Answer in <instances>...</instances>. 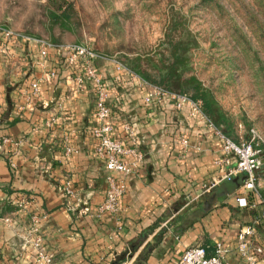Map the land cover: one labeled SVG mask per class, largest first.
<instances>
[{"label": "crops", "instance_id": "obj_1", "mask_svg": "<svg viewBox=\"0 0 264 264\" xmlns=\"http://www.w3.org/2000/svg\"><path fill=\"white\" fill-rule=\"evenodd\" d=\"M27 65L23 57L16 66L0 63V137L20 141L17 147L9 145L20 151L14 157L17 170L8 162L12 152H0V217L15 213L14 201L20 195H36L32 211L48 215L42 233L56 264H111L134 248L132 264H179L188 247L203 245L213 255L217 242L230 249L227 257L232 264H246L236 250L238 235L242 227L261 219L253 242L263 248L257 264H264L260 206H247L249 199H244L241 187L226 191V181L212 193L204 192L205 184L222 179L230 167L217 163L223 156V141L213 129L189 117L187 106L181 112L171 106L150 112L138 89L123 93V104L112 103L114 135L126 138L124 119L136 121L139 149L145 156L140 169L126 178L120 213L91 217L69 212L61 190L66 179L79 197L89 200L92 210L105 198L106 163L96 153L97 139L92 134L94 89L89 84L85 92L75 94V83L67 74L53 84L43 83L41 96L19 112L20 86L26 77L34 76ZM53 116L56 123L44 127ZM181 135L189 139L187 150L180 143ZM66 136L77 149L71 155L65 154ZM221 190L206 211V202ZM15 218L13 227L0 221V264H40L34 249L22 247L30 215ZM139 254H144L140 260Z\"/></svg>", "mask_w": 264, "mask_h": 264}, {"label": "built area", "instance_id": "obj_2", "mask_svg": "<svg viewBox=\"0 0 264 264\" xmlns=\"http://www.w3.org/2000/svg\"><path fill=\"white\" fill-rule=\"evenodd\" d=\"M22 57L26 58L27 67L33 70L34 76L25 79L20 86L19 112H24L41 96L43 83L53 84L67 74L66 78L72 79L75 83L73 87L75 94L85 92L89 84L94 89L96 124L92 127V134L97 139L96 153L106 163L105 198L96 210H92L89 200L79 197L73 183L66 179L61 190L67 198L69 212H78L91 217H101L105 213L115 215L120 213L121 200L127 187L126 178L140 169L145 156L139 149L141 140L137 134L136 121L124 119L123 129L126 138L114 135L115 125L110 121L114 116L112 103L123 104V93L130 95L137 89L143 92L144 104L150 112L153 113L162 106H171L173 110L181 112L187 106L189 117L213 129L215 135L223 141V156L217 163L230 167L222 179L204 185L205 193H212L221 181H231L237 175L243 174L245 179L241 191L246 195L244 199L248 200L250 194L260 196L257 188V171L264 167V143L256 141L255 137L236 142L207 117L201 101H195L186 94L149 83L121 61L103 55L84 43L54 41L0 24V63L16 66ZM99 62L105 65L101 66ZM57 120V117L53 116L45 121L44 127H51ZM180 143L184 150L189 148V139L184 135L180 136ZM19 144L20 141L12 137H0V152L4 154L12 152L8 162L13 170L18 169L14 157L19 155L20 151L10 149L9 145L17 147ZM64 149L66 155L77 152V149L70 144L69 136L65 137ZM127 156L133 159L127 161L125 160ZM233 161L235 165H232ZM36 201L37 197L34 194H22L14 201L15 215H30L29 225L22 235V247L26 250L34 249L38 263L56 264L53 254L47 250L42 233V223L48 215L44 212L32 211ZM246 204L251 208L260 206L264 217V201L258 205L256 201L249 200ZM14 214L0 217V221L6 226L13 227L17 221ZM260 220L257 219L242 227L238 235L236 250L246 264H257V256L263 252V248L253 242L256 225ZM214 250L213 255H208L205 246H190L185 249L179 264H232L227 257L230 249L223 243L217 242ZM133 260L134 255L123 264H132Z\"/></svg>", "mask_w": 264, "mask_h": 264}, {"label": "rangeland", "instance_id": "obj_3", "mask_svg": "<svg viewBox=\"0 0 264 264\" xmlns=\"http://www.w3.org/2000/svg\"><path fill=\"white\" fill-rule=\"evenodd\" d=\"M70 4L67 27L50 18L49 9ZM169 9L185 14L197 34L201 46L189 54L190 74L213 89L232 117L234 137L264 143V0H0V24L84 43L124 63L141 57L144 70L145 56L164 36ZM257 178L264 191V167Z\"/></svg>", "mask_w": 264, "mask_h": 264}, {"label": "trees", "instance_id": "obj_4", "mask_svg": "<svg viewBox=\"0 0 264 264\" xmlns=\"http://www.w3.org/2000/svg\"><path fill=\"white\" fill-rule=\"evenodd\" d=\"M170 9L163 38L159 41L156 49L145 56L149 68L141 69V57H137L133 61L121 62L149 83L162 86L170 91L186 94L195 101H201L207 117L218 128L223 129L227 136L236 142H240L234 137L232 117L225 110L213 89L205 85L197 75L190 74L189 54L191 51L200 48L201 43L197 34L188 26L186 15L174 11V9L170 11ZM71 10L72 4L65 8L58 6L49 9V15L53 21L67 27ZM151 70L155 73H152ZM259 193L260 196L250 194V202L256 201L260 205L264 201V191ZM135 250L136 248L132 249L129 255L124 253L117 256L111 264H123L135 254ZM143 256L144 254H139L137 259L140 260Z\"/></svg>", "mask_w": 264, "mask_h": 264}, {"label": "water", "instance_id": "obj_5", "mask_svg": "<svg viewBox=\"0 0 264 264\" xmlns=\"http://www.w3.org/2000/svg\"><path fill=\"white\" fill-rule=\"evenodd\" d=\"M244 179H245V176L243 174H239L233 180L224 182L225 185L227 184L226 191L232 193L233 191H235V189H239L242 186ZM222 192H224V191L223 190L219 191L218 193H216L214 196H212L206 202V204H205L206 205V207H205L206 211H208L210 209L211 204L214 202L216 197L222 195Z\"/></svg>", "mask_w": 264, "mask_h": 264}]
</instances>
